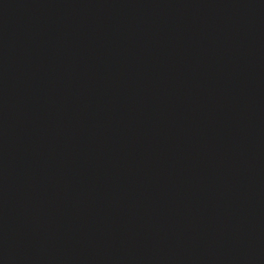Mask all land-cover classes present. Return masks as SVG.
I'll return each instance as SVG.
<instances>
[{
	"label": "water",
	"instance_id": "water-1",
	"mask_svg": "<svg viewBox=\"0 0 264 264\" xmlns=\"http://www.w3.org/2000/svg\"><path fill=\"white\" fill-rule=\"evenodd\" d=\"M0 264H264V0H0Z\"/></svg>",
	"mask_w": 264,
	"mask_h": 264
}]
</instances>
